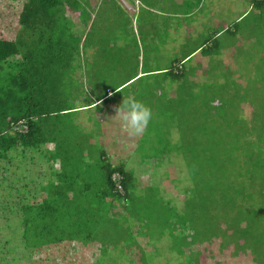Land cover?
Instances as JSON below:
<instances>
[{"label": "trees", "instance_id": "1", "mask_svg": "<svg viewBox=\"0 0 264 264\" xmlns=\"http://www.w3.org/2000/svg\"><path fill=\"white\" fill-rule=\"evenodd\" d=\"M256 1H259L255 3L256 6L264 8V0ZM79 3V0H8L5 5L8 16L0 15V34L8 36L0 37V164L3 169L0 180L9 181V188L17 193L15 197L12 196L10 205L16 210L14 222L19 221L25 228L22 240L29 242L37 237L48 244L43 246L41 254L35 252L37 262L46 260L40 256L42 254L53 257L50 255L58 253L64 242L91 243L96 238L113 237L114 234L122 233L126 235L125 240L134 243L135 234L130 232L129 225L124 227L125 222L132 218L140 223V234L147 241L154 238L152 230L155 229L159 231L156 234H169L174 239L173 244L177 241L171 250H175V254L179 256L186 252L190 261L195 260L193 264L213 262L205 256L211 254L209 259L216 257L209 247L212 244L218 247L220 256L224 257L231 252L226 261L219 259L216 264H237L241 259L248 263L264 264V257L259 256L264 249V227L261 232L254 231V226L263 222L264 217V211L256 208L259 196L264 195V83L256 82L254 87L250 86L253 80H264L259 71L256 72L259 78L248 79L244 86L240 85L237 78L227 74L228 80L221 86H229L226 89L229 96L223 101H219L217 96L199 98L204 96L203 89L195 86L189 79L190 71L181 68L155 75L158 79L150 85L145 81V71L137 75L138 68L133 66L129 72L126 71L128 75L125 79L116 86L104 84L99 87L103 92L111 90L113 95L123 94L137 100L143 95L142 90L148 88L146 93L153 94L159 100L158 97L163 94L162 87L168 83H180L175 87L173 95L166 91L165 98L160 103L155 100L148 102L152 112L156 107L171 109V114L172 109L175 110L179 122L188 111V125L179 128L176 145L165 140L167 133L162 127L161 117L157 122L160 125L158 129L163 132L160 134L159 146L148 140L150 133L147 131L139 140L141 142L143 139L142 143L150 148L151 154L142 160L152 163L151 168L149 165L145 167L151 175L162 169L164 163L166 166L171 158H180L178 163L184 167V179H173L174 184H171V176L167 179L172 189H176V195L171 198L162 196L159 193L161 187L155 185H146L141 194H136L133 172L125 170L122 164L119 166L109 163L105 151L99 157L103 163L101 175L105 187H99L97 192H93L91 181L80 184L90 194L95 193L94 198L78 197L75 193L78 182L68 178L66 171L70 169L66 166L62 167L63 174L53 173L57 184L49 182L46 186L40 185L42 189L39 186L37 189L30 188L26 178H18L15 172L11 174L13 168L18 170L25 164L24 161L28 162L27 157L35 162V153L55 161V154L61 151L39 152L48 142L54 141L59 146L78 134L83 135L82 142H87V138L91 136L87 132L75 131L69 138L64 131L65 118L74 108L70 102L73 99L70 90L74 85L71 79L74 76V62L89 63L83 58L81 49L96 48L93 57L103 51V63L108 62L110 57L115 60L127 58L121 52L111 56L110 52L105 51L104 45L97 44L91 38L94 22L89 25L90 16L85 15L87 8L81 11L83 31L74 32L77 23H73L65 15L67 11L72 13L74 8L77 10ZM208 53L207 49H203L200 55L207 56ZM230 71L225 70L223 73ZM134 79L139 80L127 92L125 85ZM138 82L142 84L136 90ZM75 88L79 94L82 93L79 84ZM255 93H258L256 98ZM98 95L100 99L101 96ZM203 100L208 105L202 103ZM243 105H247L251 112L248 121L242 117L245 110ZM198 107L201 108L199 115L195 114ZM181 110L183 112L179 116ZM169 155L171 157L165 159ZM115 173L121 176V193L114 191L112 176ZM184 183L185 185H180ZM38 189L44 191L37 192ZM70 190L73 191L72 196L68 195ZM43 192H46V197L39 194ZM144 193L151 200L147 196L140 199ZM10 194L8 192L7 196ZM178 195L181 197H177ZM38 196L40 200L31 201ZM137 200L146 201L148 209L137 208ZM122 201L123 208L120 207ZM115 208L122 209V212L124 210L126 214L117 213ZM153 209L158 211L156 218L161 219L160 225H155L154 221L157 219L154 214L147 215V211ZM226 210L229 212L227 216L223 214ZM222 217L226 218L225 222L221 220ZM248 228L253 232L252 235H247ZM1 235L0 232V248L7 247L10 240L7 241ZM240 245L245 247L244 252L235 250ZM143 254L137 253L135 259L143 257ZM2 257L4 256H0Z\"/></svg>", "mask_w": 264, "mask_h": 264}, {"label": "rangeland", "instance_id": "2", "mask_svg": "<svg viewBox=\"0 0 264 264\" xmlns=\"http://www.w3.org/2000/svg\"><path fill=\"white\" fill-rule=\"evenodd\" d=\"M8 3V0H0V15H7L6 13V8L5 5ZM103 7V6H102ZM102 7L98 8L99 12L98 14V23L100 24V27H98V23L93 24V29L90 33L91 38L97 42V44L104 45L103 47L106 48L105 51H107L111 56L118 55L119 52L124 53L127 55V58H123L122 60H115L114 58L110 57L109 61L106 63H103L104 60V55L103 51H100L97 53V58L93 57L91 53L85 54L84 57L86 60L91 59L92 57L94 58V63L93 64H82V63H77L74 62V71L72 76L73 78L78 77V81H83L84 87H86L87 91L90 92V96L92 93L94 95L102 94L103 91L101 92H96L99 90V87L108 84L109 86H116L121 80H124L125 77L128 75L129 70L134 66L136 62V57H137V52L138 51H143V48L138 50L137 52L134 49V46L131 45L129 48V43L132 41L131 38V33H129V28H128V21L126 17L128 15H123L122 13L114 14L111 18H109L103 11ZM104 7H107L105 5ZM103 7V8H104ZM103 12V13H102ZM142 12H145V10H141V16ZM13 12H11L12 14ZM10 14V15H11ZM8 16V15H7ZM12 16H14L12 14ZM111 16V14H109ZM139 18L137 20L138 24L142 23V18ZM117 20V21H116ZM9 22V21H8ZM103 22V24H102ZM110 22H116L114 24V27H109ZM250 21H247V24L249 25V29H251V25L249 23ZM142 25V24H141ZM80 28V27H79ZM115 28L118 29V31H113ZM78 29V28H77ZM156 30V29H154ZM113 31V32H112ZM150 32V31H146ZM154 37L153 39H158V35L156 33H153ZM130 36V37H129ZM1 38H7L8 36L6 34H0ZM158 42V41H157ZM242 46L237 50L240 56V61L242 60L243 65H248L251 64L252 67L257 69L262 75H264V29L262 31L256 32L253 40L251 41H246L245 43H241ZM250 50L251 55L246 58L242 59V50ZM151 46L146 47V52L144 53V57L141 55L140 56V65L143 63H148L151 69H156V68H166V71L172 70L173 64L175 63L172 61L169 57L168 53L164 54H153L150 52ZM107 55V54H105ZM253 58H256V61H252ZM145 60V61H144ZM118 61V63H116ZM81 65V66H79ZM249 68V67H247ZM143 68V70H145ZM140 70H142V65ZM128 71V72H126ZM88 72V73H86ZM228 73H225L224 79L228 80L227 77ZM252 76V74H251ZM165 75H162V79H164ZM261 79V78H260ZM220 81V79L218 78ZM238 80V79H237ZM241 80V79H239ZM238 80V81H239ZM257 83H264V80H253L250 82L251 88L255 86ZM140 84L141 82L137 83V87L135 88L136 90L140 89ZM214 80L212 84L207 85V86H199L202 90V93H204V96L199 97V98H207L211 96H217V99L219 101L225 100L226 96H229V93L226 92L227 88H224L221 86V84L215 83L214 85ZM244 82H241L240 85L244 86ZM165 85V84H164ZM163 85V86H164ZM262 87L263 85L260 84ZM135 86V84L133 85ZM132 85L127 87V92L133 87ZM77 85L74 86V90L76 91ZM168 87V88H167ZM176 85L175 84H170L165 87H162V93L159 98V100L155 99V96L153 94L146 93L148 88H144L142 90L143 95L141 98H139V101H142L145 103L147 106L151 108L150 103H148L150 100H155L160 103L161 100L165 98L166 91L169 92V95L173 93ZM260 88V87H259ZM261 90V88H260ZM96 92V93H95ZM260 93V92H258ZM258 93L254 94V98L257 97ZM73 96V99L70 101L74 106L79 105L80 102L86 101L89 98L87 97L86 99L83 97V95L77 93L71 94ZM81 97L84 100H81ZM157 102V103H158ZM202 103L206 104V101H201ZM122 101L120 100L118 104H121ZM208 105V104H206ZM162 106V105H161ZM175 106V104L173 105ZM172 106V107H173ZM245 106L244 113L242 114L243 118H246L248 121L251 118V112L247 108V105ZM106 107L104 106V112H106ZM120 107V106H119ZM117 107V108H119ZM169 108V106L167 105ZM171 107V108H172ZM109 109L111 107H108ZM116 108V109H117ZM170 109V108H169ZM171 110V109H170ZM168 109L164 108H159L156 107L153 109L152 112V119L148 125V128L146 129L147 133H150L148 136V140L155 145L159 146L160 142V134L163 133L160 128V125H157L158 120L161 117V122H162V127L164 129V132L167 133V135L164 137L165 140L167 139L169 143L172 145H176L175 140L178 138V131L179 128L185 127L188 125V111L186 113V116L179 122L178 118L176 117V111L172 109V114ZM116 110H113L114 112ZM183 111L181 110L179 112V116L181 115ZM97 112L95 110L89 111L85 113V116H87V125H82L76 121V115L75 114H68L67 118H65L64 126H65V132L68 133L69 138L73 136V133L75 131H82L84 133H88L89 136L88 142L85 145V150L84 152L89 156L87 160L84 159V161L87 163L88 162V168L90 172V177L89 181H91V186L94 187L92 190L93 192H97L99 190V187L104 188V181L102 180V175H101V165L103 163L100 160V154L105 151L108 155V160L109 163L113 165H119L122 164L125 170L132 171L133 175L135 176V181H136V186H137V191L136 194H141L142 188L146 185H155L158 186L161 191L159 192L162 196L171 198V196L176 195V189H172L171 184H174V181L176 180H182L184 179L183 172H184V167L178 163V160L180 158L178 157H173L170 159V162L167 163L162 169H158L157 172L154 175H151V172L147 170L145 167L149 165V168H151L152 163L150 161L144 162V157L146 155L151 154L149 152V147L142 143L143 139L141 142H139L140 137L136 138H130L122 129L121 123L119 122L118 119H112V117H109L106 115L99 116L96 114ZM201 113V108H197L195 114L199 115ZM194 114V113H192ZM161 115V116H159ZM104 120V121H103ZM114 123L115 126H110ZM104 124V127L100 129V125ZM90 129V130H89ZM89 130V132H88ZM79 136H83L82 134L76 135L74 138L76 139ZM73 138V137H72ZM82 137L81 139H83ZM144 138V137H143ZM163 138V139H164ZM163 140V141H165ZM70 141V140H69ZM67 141V142H69ZM53 144H57L56 142H53ZM64 144V143H63ZM47 145H45L46 149ZM50 147L47 149L49 150ZM74 147L71 148V150ZM157 148V147H154ZM52 150V148L50 149ZM77 152L71 151V155L73 157H77ZM177 152L174 153L176 155ZM30 155V154H29ZM180 155V154H178ZM35 157V155H34ZM164 158L163 155H161V158ZM171 156L169 155L165 159H169ZM180 157V156H179ZM26 160L28 162L24 161V165L20 166V168L17 170L13 168L11 170V174L15 172V175L19 178V176H22L23 178H26L27 184L30 185V188H35L37 189L39 186L41 189L42 187L40 185L46 186L49 183V180L51 177H49V172H51V169H48L46 166L42 165L43 160H35L36 162H31L29 158L27 157ZM164 159H162L163 161ZM33 164V165H32ZM42 165V167H41ZM56 166V165H54ZM87 166H83L84 170L87 171ZM163 166V164L161 165ZM160 166V167H161ZM2 165L0 164V178L2 179L1 173L3 169H1ZM158 167V168H160ZM29 168V172H28ZM183 168V170H182ZM172 177L171 184L167 180L169 177ZM174 179V181H172ZM19 179H17L18 181ZM28 180L30 182H28ZM95 182H97L95 184ZM103 182V183H102ZM9 181H4L1 182L0 180V228L3 230L1 232V236L5 239L7 238V241L10 240V244L7 245V247L0 248V256H4L0 258V264H65V263H60L58 262V258L56 257H49L45 261H38L35 259L36 254H41V251L44 250L43 246L48 245L47 243L43 242L40 238H33L32 240H22L21 236L23 235V231L25 228L19 223V221H15V214L14 212L16 211L14 207H12L11 204V199L12 196L15 197V194H17L15 191H12L11 188L8 186ZM180 185H185L180 184ZM20 187V186H19ZM21 190V189H19ZM40 190H38L39 192ZM8 192L11 194L9 196ZM147 196L148 200L151 198L149 195H146L145 193L141 196L140 199H144V197ZM92 197V195H91ZM177 197H181L178 195ZM93 198V197H92ZM34 200H40V197H36L31 199V201ZM116 202V201H115ZM116 204V203H114ZM123 201L120 202V207L123 208ZM136 206L139 209L146 210L149 207V204H147L146 201H141L137 200L136 201ZM180 206V205H178ZM261 209V211H264V195L259 196V202H258V207ZM118 211L117 213L125 215V211L122 209H116ZM115 210H113L115 212ZM157 210L153 209L150 211H147V215H153L156 218ZM225 216L229 214V212L226 210L223 213ZM224 222L226 221V218L222 217ZM263 222L257 224L254 226V231L256 232H261L262 228L264 227V217H262ZM102 222V221H101ZM7 225H4L6 224ZM19 223V224H18ZM155 225H160L161 219H157V221H154ZM3 224V225H2ZM129 225V226H128ZM129 227L130 232L132 234H135L134 241L137 243L136 245H131V253L132 255H141L144 253L143 257L138 258V260H134V264H193L195 260L190 261L187 257L186 252H184V255H176L175 250L172 249V245L175 246V243L177 242L176 240L174 241L173 244V238L169 237V234L164 236L162 233H158L157 229L152 230L154 231V238H152L150 241H147L146 237H143L140 223L136 222L134 219L129 218L128 221L125 222L124 227ZM249 227V226H248ZM147 228V227H146ZM145 228V229H146ZM27 229L30 230V227H27ZM22 230V231H21ZM143 230V229H142ZM150 230V231H151ZM144 231V230H143ZM177 230L175 234H177ZM138 235H137V234ZM141 233V234H140ZM149 233V231H148ZM9 234V235H8ZM253 232L248 228L247 229V235H252ZM141 235V236H140ZM163 235V237H161ZM177 236V235H176ZM117 237L118 239H125L126 235L120 233L119 234H114L112 238ZM177 239V238H176ZM191 238H189L190 241ZM100 240V239H99ZM101 242L103 240H100ZM240 241H243L241 239ZM28 242V243H27ZM183 242V241H182ZM26 243L28 244V248L26 247ZM180 245V241H179ZM213 245V244H212ZM210 245L209 247L212 249L211 252L215 254L216 257L209 259L210 255H205L208 256L206 259L207 260H213V262L210 264H216L219 259H222V262L226 261L228 259V256L231 254L228 253L226 256H220L219 255V249L216 246ZM114 246V245H113ZM105 247L104 250H102L99 254H94L91 261L89 262L88 260H85V264H129V261L131 260L130 256L125 257L124 255L120 254V250L124 249L123 245L120 247ZM207 246V245H204ZM241 247L235 248L236 251L240 250L244 252L245 247L240 245ZM88 251L91 252V248H94L93 246H88ZM126 249V247H125ZM185 249V248H183ZM96 250L95 248L93 251ZM10 252V253H8ZM262 254H259V256L264 257V249L260 252ZM193 255H198V253H192ZM77 255H81L79 252ZM89 255V254H88ZM124 256V257H123ZM187 257V258H185ZM204 257V256H203ZM87 258V256H86ZM133 258V256H132ZM198 260L200 258H197ZM74 260V259H73ZM238 261V259H236ZM235 260V261H236ZM204 261V260H202ZM234 261V262H235ZM66 262L69 263V260ZM237 264H253V263H248L246 260L241 259L237 262Z\"/></svg>", "mask_w": 264, "mask_h": 264}, {"label": "crops", "instance_id": "3", "mask_svg": "<svg viewBox=\"0 0 264 264\" xmlns=\"http://www.w3.org/2000/svg\"><path fill=\"white\" fill-rule=\"evenodd\" d=\"M79 2L80 5L77 6L79 7L77 10L74 8L72 13L67 11V15H65L68 19L72 20L73 23H77L75 24L74 32L83 31L84 28L81 26V11L86 8L85 15L89 14L88 17L90 16L88 18L90 20L89 25L93 22L98 23V8H101L102 6L104 7L105 5H107V7H102V11L104 13L106 12L107 14H105L109 18L118 13H122L124 16L128 15L126 19L129 23V33L132 35V41L129 43V48L133 45L136 52L143 48V51L137 52L134 67L138 68L137 75H141L143 71H145L147 75L145 81H148L150 85L154 83V80L158 79L155 75L165 72L166 68L151 69L148 63H143L141 64L142 70H140V56L142 55L144 57L146 47L149 45L151 46L150 52L153 54L158 55L168 53L170 56L169 58L175 62L173 68H181L182 70L186 69V71H190L189 73H191V77H189V79L195 86L210 85L213 80L214 84H225V79L223 78L225 75L223 72L225 70H231L228 72L230 77H235L238 80L241 79L238 81L239 83L248 82V79L259 78V76L256 75L258 70L252 67L251 64L246 66L243 65L237 51L242 46L241 43L253 40L256 32L264 29V8L255 5V3L259 1L79 0ZM141 10H145V12H142V16ZM109 14H111V16H109ZM140 16L143 19L141 23L142 25L137 23ZM248 20L250 21L251 29H249V25L247 24ZM115 23L116 22H110L109 27H114ZM98 27H100L99 23ZM113 31H118V29L115 30L114 28ZM146 31L150 32L146 33ZM153 33L158 35V42L156 39H153ZM203 49L208 50L209 53L207 56L200 55ZM81 52H83V58L85 59V54L91 53L94 56L96 54V48L90 47L85 50L82 48ZM250 55L251 51L249 49L242 50V59H246ZM252 61H256V58H253ZM88 62L93 64L94 58L92 57ZM145 67L146 69L143 70ZM181 75L182 73L180 76ZM261 78H264V75H262ZM71 79L73 80L74 85L79 84L83 97L85 99L87 97L89 98L85 102L82 101L79 105L74 106L73 110L69 112V114H75L76 121L82 125H87V116H85V113L89 111L95 110L97 112L96 114L99 116L106 115V117H114L116 111H112L122 105V103L118 104V102L120 100L123 102V99L127 98V96L125 97L123 94H120L119 96L113 95L111 90L108 93L105 90L102 94L98 95L101 96L100 99L93 93L90 96V92L84 87L83 81H78V77ZM138 80L139 79H134L130 81L124 88L127 89L128 86H133ZM123 82H121V84ZM174 84L178 86L180 83L177 81ZM74 85H72L70 94L78 92L77 90H74ZM101 91L103 90H98L96 92ZM110 93L111 95H109ZM173 93H175V91H173ZM173 93H171V95H173ZM81 100L84 99L81 97ZM104 106H107L106 112H104ZM108 107L111 108L109 109ZM110 126L115 125L112 122ZM103 127L104 124H101L100 129ZM53 142L54 141L44 144L39 152L42 150H48V147H50L49 151H61L59 154H55V161L48 160V156H44L43 154L37 155L35 153V160H43L42 165L52 170L49 172V177H51L49 182L57 184V178L53 173L58 175L63 174L62 167L66 166L70 169L69 171H66V175H69L68 178L78 182L77 188L75 189V193L78 197L92 195L94 198L95 193L90 194L87 191V188L80 185L81 183H84V181H89L88 179L90 177L88 162L86 163L84 161V159L87 160L89 157L84 152L88 140L87 142H82L81 136H79L76 139L73 137L69 142L59 146L53 144ZM45 145H47L46 149ZM72 147L74 148L71 150ZM51 148L52 150H50ZM71 151L77 152V157H73ZM83 166H87V171L84 170ZM38 190L44 191L41 189ZM39 194H42V197L47 196L46 192ZM68 195L72 196L73 191L70 190ZM74 214L76 215L77 211ZM99 239L103 241L101 242ZM113 245L117 248L123 245L124 249L120 250V254L125 257L130 256L131 260L129 261V264H134L133 261L137 255H132L130 249L131 245H136V243H130L129 240L118 239L116 237L96 238L91 243H89V241L85 243L80 241L64 242V245H60L61 248L58 253L50 256L58 258V262L60 263L85 264V260L90 262L94 254H99L106 246H108L106 249H110L109 247H112ZM88 246H93L96 250L93 251L94 248H91V252H89ZM79 252L81 255H77ZM40 256L46 259L49 257L45 254ZM67 260H69V263L66 262Z\"/></svg>", "mask_w": 264, "mask_h": 264}, {"label": "clouds", "instance_id": "4", "mask_svg": "<svg viewBox=\"0 0 264 264\" xmlns=\"http://www.w3.org/2000/svg\"><path fill=\"white\" fill-rule=\"evenodd\" d=\"M112 119H118L123 131L130 138H136L142 136L148 128L152 119V110L142 101L129 96L123 99L122 105L116 109V115Z\"/></svg>", "mask_w": 264, "mask_h": 264}, {"label": "built area", "instance_id": "5", "mask_svg": "<svg viewBox=\"0 0 264 264\" xmlns=\"http://www.w3.org/2000/svg\"><path fill=\"white\" fill-rule=\"evenodd\" d=\"M112 181L114 182V191L122 192L121 176L117 173L113 174Z\"/></svg>", "mask_w": 264, "mask_h": 264}]
</instances>
